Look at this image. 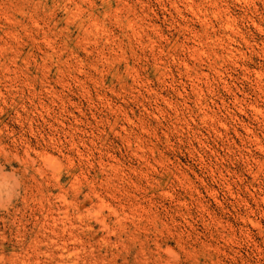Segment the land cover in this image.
Listing matches in <instances>:
<instances>
[{"label":"rangeland","instance_id":"374dc122","mask_svg":"<svg viewBox=\"0 0 264 264\" xmlns=\"http://www.w3.org/2000/svg\"><path fill=\"white\" fill-rule=\"evenodd\" d=\"M0 264H264V0H0Z\"/></svg>","mask_w":264,"mask_h":264},{"label":"bare ground","instance_id":"6f19581e","mask_svg":"<svg viewBox=\"0 0 264 264\" xmlns=\"http://www.w3.org/2000/svg\"><path fill=\"white\" fill-rule=\"evenodd\" d=\"M101 201V200H100Z\"/></svg>","mask_w":264,"mask_h":264}]
</instances>
